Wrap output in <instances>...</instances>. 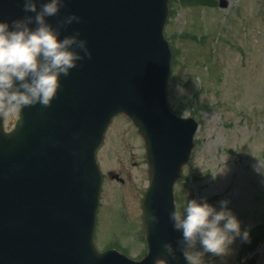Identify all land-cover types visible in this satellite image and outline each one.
Instances as JSON below:
<instances>
[{"label":"water","instance_id":"1","mask_svg":"<svg viewBox=\"0 0 264 264\" xmlns=\"http://www.w3.org/2000/svg\"><path fill=\"white\" fill-rule=\"evenodd\" d=\"M46 2L37 0L38 7ZM73 14L81 22L63 29L60 39L81 33L93 58L61 77L52 107L23 109L11 132L0 118V264H188L181 252L173 260L163 249L166 243L178 249L183 239L169 213L200 126L168 103L169 0H66L48 23L55 27ZM28 15L35 14L24 11V0H0V22ZM120 114L139 129L149 167L143 201L148 252L140 261L115 249L100 252L95 244L104 179L97 150Z\"/></svg>","mask_w":264,"mask_h":264},{"label":"rangeland","instance_id":"2","mask_svg":"<svg viewBox=\"0 0 264 264\" xmlns=\"http://www.w3.org/2000/svg\"><path fill=\"white\" fill-rule=\"evenodd\" d=\"M228 2L220 8L219 0L170 1L168 102L200 124L175 186L176 205L183 214L187 201H206L219 212L226 201L241 233H249L223 255L205 252L198 240L202 264H264V0ZM18 118H7L6 129ZM97 157L104 174L97 247L140 260L148 252L142 202L149 171L144 140L127 115L114 118Z\"/></svg>","mask_w":264,"mask_h":264},{"label":"clouds","instance_id":"3","mask_svg":"<svg viewBox=\"0 0 264 264\" xmlns=\"http://www.w3.org/2000/svg\"><path fill=\"white\" fill-rule=\"evenodd\" d=\"M65 4L66 0H48L38 7L37 0H24V11L35 15L11 24L0 22V118L3 120L38 104L52 107L61 89V77L70 76L78 62L93 58L88 41L80 39L81 33L60 39L63 29L81 22L79 16H65L55 27L48 23L47 18L59 16ZM221 203L223 210L217 212L206 201H187L183 214L175 205L169 219L182 232L183 239L177 242L178 249L171 243L164 244V252L175 260L179 251L188 264H202V253L194 251L198 240L205 252L216 255L225 254L238 236L247 241L249 233H241L240 222L227 210V202ZM148 219L152 224L159 223L156 215L149 214ZM156 264L166 261L158 259Z\"/></svg>","mask_w":264,"mask_h":264},{"label":"flooded vegetation","instance_id":"4","mask_svg":"<svg viewBox=\"0 0 264 264\" xmlns=\"http://www.w3.org/2000/svg\"><path fill=\"white\" fill-rule=\"evenodd\" d=\"M113 175H114V173L112 172L111 176H113Z\"/></svg>","mask_w":264,"mask_h":264}]
</instances>
